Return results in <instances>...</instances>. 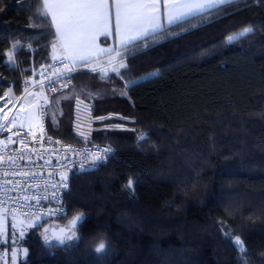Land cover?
Segmentation results:
<instances>
[{"label": "trees", "instance_id": "obj_1", "mask_svg": "<svg viewBox=\"0 0 264 264\" xmlns=\"http://www.w3.org/2000/svg\"><path fill=\"white\" fill-rule=\"evenodd\" d=\"M38 11L41 0H0V99L51 60L56 34ZM127 51L119 77L75 73L72 102L130 117L146 138L91 133L112 151L70 176L67 215L56 221L80 215L73 239L46 243L40 229L55 220H40L20 264H264V0H234ZM70 109L47 117L48 132L79 144Z\"/></svg>", "mask_w": 264, "mask_h": 264}, {"label": "built area", "instance_id": "obj_2", "mask_svg": "<svg viewBox=\"0 0 264 264\" xmlns=\"http://www.w3.org/2000/svg\"><path fill=\"white\" fill-rule=\"evenodd\" d=\"M62 57L39 66L32 82L21 84L18 100L42 89L54 96L70 89L77 68ZM39 130L32 133L9 126L11 115L0 107V211L38 220H57L67 215L63 197L74 172L95 170L105 164L108 147L91 141V130L77 131L81 143H68L51 136L47 128V106L38 101ZM94 155L104 158L95 165Z\"/></svg>", "mask_w": 264, "mask_h": 264}, {"label": "snow or ice", "instance_id": "obj_3", "mask_svg": "<svg viewBox=\"0 0 264 264\" xmlns=\"http://www.w3.org/2000/svg\"><path fill=\"white\" fill-rule=\"evenodd\" d=\"M233 0H41V8L43 11H38L37 15L47 17L52 16V22L56 25L57 37L62 43V46L69 52L76 51L77 38L88 36L92 33H105L108 31V24L111 16V8L115 9L116 21V37L119 46L127 47L129 44L139 41H147L150 36H155L163 28V24L159 23L161 17L169 24L179 25L182 21L198 16H203L205 13L211 14L214 9H219L225 4L232 3ZM59 8L60 18L57 19V14L52 11V8ZM195 27V25H193ZM250 27L244 28L240 35H245L251 32ZM233 36H229L231 41ZM18 46L13 43L12 49L8 52V64H15L14 50ZM147 47V43L144 45ZM55 48L56 45H53ZM101 51H106L101 49ZM83 60L84 57L78 56L73 58L71 67L66 66L68 71L75 67L76 59ZM125 67L124 64L120 65ZM95 71V69H92ZM113 71H116L113 68ZM100 119H104L100 117ZM145 136L142 133L138 139L142 140ZM104 153H110V148L104 149ZM104 157L94 155L92 163L95 165ZM128 188L133 187V181L129 180ZM80 219L78 214L73 218L72 223ZM24 233L21 231V237ZM230 235L228 233L225 234ZM46 242H47V238ZM73 236H67L60 239V243L64 244L65 240H72ZM235 245L242 248V241L239 237H235ZM105 243L101 242L95 249L97 253L104 250ZM27 255V250H24Z\"/></svg>", "mask_w": 264, "mask_h": 264}, {"label": "rangeland", "instance_id": "obj_4", "mask_svg": "<svg viewBox=\"0 0 264 264\" xmlns=\"http://www.w3.org/2000/svg\"><path fill=\"white\" fill-rule=\"evenodd\" d=\"M239 36H241L240 33L233 36V39ZM129 55V51L120 53L115 56L109 64L101 68V70L91 73L100 74L103 78L106 76L119 77V72L124 68L120 65L126 64ZM6 56L8 57V53ZM57 57L60 56L51 53V59ZM113 68H115L116 71H113ZM32 76L24 82H28L30 85L34 84L35 82H32ZM122 87H124V85H122ZM76 90L75 86V88L73 87L67 92L65 91L58 95L49 96L42 89H39L36 93L29 92L25 98L23 97L21 100H18L19 94L16 95L8 89L0 99V107L5 115H11L10 127L22 128L33 133H36L39 130L38 101L41 100L44 101L47 106V117L53 121H55L57 116L56 111L65 112L71 108V125L75 131L84 132L86 130H91V133H93L111 127L133 132L135 134L136 142H140L146 138L145 133L140 128L132 126L133 120L130 117H124L117 112L101 114L98 117L93 114L94 105L92 101L76 97L72 102ZM101 116H103L104 119H100ZM65 118L67 120V117ZM93 124H96V126H93ZM142 133L145 138L140 140L138 137ZM68 222L65 224H68ZM40 223L41 221L35 218L14 216L0 211V264H20L24 260L26 255L24 254L25 249L22 246V243ZM48 224L54 226L64 225L57 223L55 220L44 224L42 228ZM42 228L40 229L39 236L46 241L45 238L48 236H45ZM21 231L24 233L23 237H21ZM72 231L67 236H72ZM233 241L235 243V239ZM238 250L241 253H244V246L238 248Z\"/></svg>", "mask_w": 264, "mask_h": 264}, {"label": "crops", "instance_id": "obj_5", "mask_svg": "<svg viewBox=\"0 0 264 264\" xmlns=\"http://www.w3.org/2000/svg\"><path fill=\"white\" fill-rule=\"evenodd\" d=\"M52 11L57 14V19H59L60 12L62 10L59 8L53 7ZM110 11H111V16H110V20L108 24V31L103 34L94 32L88 36L77 38L76 51L74 52H69L62 46V43L57 37L56 25L52 22V16L48 15V18L56 34V40L53 44V45H56V47L54 48L52 46L51 53L56 54L57 56H60L62 58H65L66 60H68L71 66L73 64V58L82 55L84 59L80 60L77 58L76 63H75V68L78 69V73L79 72L91 73V72H97L101 70V68L109 64L115 56L119 55L120 53L126 52L128 46H131L137 43V42H134L132 44H129L127 47L119 46L118 39L116 37V32H115V28H116L115 9L111 8ZM157 22L163 24V28L159 32H161L162 30L170 26L175 25V24L173 25L167 24L164 21L163 17H161V19ZM101 49H104L106 51L102 52ZM7 60H8V57L6 56V61ZM93 68L95 69V71L92 70Z\"/></svg>", "mask_w": 264, "mask_h": 264}, {"label": "water", "instance_id": "obj_6", "mask_svg": "<svg viewBox=\"0 0 264 264\" xmlns=\"http://www.w3.org/2000/svg\"><path fill=\"white\" fill-rule=\"evenodd\" d=\"M76 217V216H74ZM73 217V218H74ZM73 218L68 222V224L54 226V225H45L42 228V231L47 235V243L59 242L60 239H64L67 235L71 233L77 227L79 219L72 223Z\"/></svg>", "mask_w": 264, "mask_h": 264}, {"label": "flooded vegetation", "instance_id": "obj_7", "mask_svg": "<svg viewBox=\"0 0 264 264\" xmlns=\"http://www.w3.org/2000/svg\"><path fill=\"white\" fill-rule=\"evenodd\" d=\"M45 234V233H44Z\"/></svg>", "mask_w": 264, "mask_h": 264}]
</instances>
